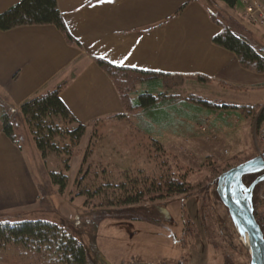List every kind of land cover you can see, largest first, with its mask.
<instances>
[{
	"label": "rangeland",
	"instance_id": "obj_1",
	"mask_svg": "<svg viewBox=\"0 0 264 264\" xmlns=\"http://www.w3.org/2000/svg\"><path fill=\"white\" fill-rule=\"evenodd\" d=\"M211 2L213 14L221 21L230 23V15L238 17L218 1L213 5ZM236 20L248 30L247 37L259 51L264 46V27ZM169 80L168 96L176 101L200 96L225 103L220 98L229 97L226 92L200 93L183 87V77ZM262 102L264 99L259 109L230 108L208 113L198 126L201 134L182 141L146 135L139 110L92 123L72 148L63 192L58 193L48 173L61 171L64 157L53 155L45 162L40 158L42 199L31 215L49 219L77 237L86 249L88 264H250L248 250L217 196L216 183L221 173L264 149L257 135ZM226 114L239 119L230 117L229 139L209 127L213 117L226 118ZM58 143L59 147L64 144ZM24 146L27 151L25 142ZM177 179L188 184L190 191L170 195L157 191L165 182L177 183ZM254 196L252 206L264 223V181L257 185ZM128 198L139 201L125 205ZM127 207L137 209L135 215L143 219L125 218L120 210ZM0 264L49 261L43 254L0 242Z\"/></svg>",
	"mask_w": 264,
	"mask_h": 264
},
{
	"label": "crops",
	"instance_id": "obj_2",
	"mask_svg": "<svg viewBox=\"0 0 264 264\" xmlns=\"http://www.w3.org/2000/svg\"><path fill=\"white\" fill-rule=\"evenodd\" d=\"M18 1L0 0V13ZM206 1L56 0L75 42H69L51 24L0 30V97L15 110L16 139L12 141L3 132L0 122V221L39 220L31 214L41 205V159L19 114L20 104L63 83L60 99L86 130L92 123L126 114L115 83L97 60L170 78L183 77V87L200 93L226 92L229 97L221 101L257 108L264 99V73L243 68L233 52L213 43L221 25L211 17L208 3L213 5L216 0ZM195 76L208 80L199 81ZM137 86V92L142 91V84ZM172 105L188 107L183 98ZM207 114L175 111L170 113L171 123L159 128L149 127L144 116L142 129L155 139L182 141L201 134L198 126ZM225 116L213 117L209 127L229 139L230 117L238 118Z\"/></svg>",
	"mask_w": 264,
	"mask_h": 264
},
{
	"label": "trees",
	"instance_id": "obj_3",
	"mask_svg": "<svg viewBox=\"0 0 264 264\" xmlns=\"http://www.w3.org/2000/svg\"><path fill=\"white\" fill-rule=\"evenodd\" d=\"M216 1L232 11L239 6L237 0ZM211 17L221 25V31L213 38V43L233 52L243 68L263 73L264 53L260 49L258 51L250 42L245 32L247 29L231 15L232 20H230V23L217 19L219 17L215 14ZM48 24L57 27L69 42H75L63 23L56 0H19L0 13V30L2 31L19 26ZM97 63L106 70L115 83L125 112L131 110L141 111L140 117L142 121L144 116L146 117L145 120L149 127L154 125L159 128L169 125L172 121L170 113L175 111L197 115L212 113L219 109H243L248 107L217 103L200 96L186 98L184 102L188 107L172 105L177 99L168 96L167 87L171 85L169 76L115 67L102 60H97ZM195 78L199 81L208 80L204 76H195ZM177 83L180 85V82ZM139 84H142V91L137 92L136 89ZM62 86L63 83H60L51 90L38 93L19 106V114L28 127L42 161L45 162L53 155L64 157V160H62L63 169L48 173L51 183L57 186L58 193L63 192L66 188L68 177L64 172L68 170L72 148L83 137L87 127L74 118L60 99L59 94ZM14 111V108L0 97V122L3 132L12 141H16L12 123ZM115 117H121V115ZM58 141L64 143L62 147H59ZM255 176H245L243 178L244 184L249 185ZM158 185L161 186V184ZM256 187L252 197L253 205ZM157 191L164 195L187 193L190 191V187L177 179V183L172 180L165 182L162 187H157ZM142 192L144 191L139 192V194ZM138 201L137 198H128L124 204L133 205ZM136 210L127 207L120 211L123 214L125 213V218L142 220L143 218L135 215ZM253 213L264 235L263 218L256 214L255 208H253ZM0 242L20 246L36 255L43 254L44 258H48L49 264H88V255L83 243L62 226L52 221L42 219L20 222L0 221ZM224 260L226 262L227 258Z\"/></svg>",
	"mask_w": 264,
	"mask_h": 264
},
{
	"label": "water",
	"instance_id": "obj_4",
	"mask_svg": "<svg viewBox=\"0 0 264 264\" xmlns=\"http://www.w3.org/2000/svg\"><path fill=\"white\" fill-rule=\"evenodd\" d=\"M260 50L264 53V46L260 47ZM247 175H257L249 185L243 182V178ZM262 181H264V149L257 156L221 173L216 183L217 196L227 209L237 233L241 238L246 237L250 264H264V235L254 217L252 206L254 189Z\"/></svg>",
	"mask_w": 264,
	"mask_h": 264
},
{
	"label": "built area",
	"instance_id": "obj_5",
	"mask_svg": "<svg viewBox=\"0 0 264 264\" xmlns=\"http://www.w3.org/2000/svg\"><path fill=\"white\" fill-rule=\"evenodd\" d=\"M237 15L246 23L255 27H264V0H237ZM261 115L258 124V139L264 142V102L260 106Z\"/></svg>",
	"mask_w": 264,
	"mask_h": 264
},
{
	"label": "bare ground",
	"instance_id": "obj_6",
	"mask_svg": "<svg viewBox=\"0 0 264 264\" xmlns=\"http://www.w3.org/2000/svg\"><path fill=\"white\" fill-rule=\"evenodd\" d=\"M241 241H242V243H243L245 246H247L246 237H242V238H241Z\"/></svg>",
	"mask_w": 264,
	"mask_h": 264
}]
</instances>
